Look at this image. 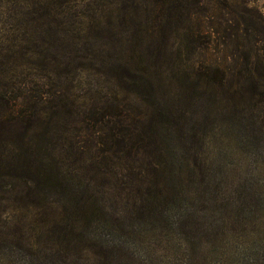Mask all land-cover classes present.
Wrapping results in <instances>:
<instances>
[{"label":"trees","instance_id":"16d2710c","mask_svg":"<svg viewBox=\"0 0 264 264\" xmlns=\"http://www.w3.org/2000/svg\"><path fill=\"white\" fill-rule=\"evenodd\" d=\"M202 1L0 0V264H144L127 240L181 225L205 183L189 107L211 93L233 115L264 96L200 61ZM239 30L224 47L241 52Z\"/></svg>","mask_w":264,"mask_h":264},{"label":"rangeland","instance_id":"374dc122","mask_svg":"<svg viewBox=\"0 0 264 264\" xmlns=\"http://www.w3.org/2000/svg\"><path fill=\"white\" fill-rule=\"evenodd\" d=\"M196 8L199 14L194 24L200 21L203 32L211 35L200 61L225 69L229 82L248 77L264 89V77L254 71L264 66V0H203ZM239 27V34L244 28L252 33L247 39L242 34L241 52L234 42L227 47L222 44L227 35L232 40ZM247 53L252 56L250 70L241 63ZM256 101L255 107L243 104L230 115L217 104L216 94L210 93L198 106L189 107L187 126L204 138L198 159L205 183L173 211L182 219L177 229L146 232L143 242L127 240L126 245L144 264H188L193 246L187 247L183 240L191 241L198 250L189 264H264V96H254ZM174 146L176 156L168 155V163H178L184 155L181 145ZM111 207V212H117L115 204ZM0 216L10 219L12 213L5 210ZM6 260L3 257L1 262Z\"/></svg>","mask_w":264,"mask_h":264}]
</instances>
